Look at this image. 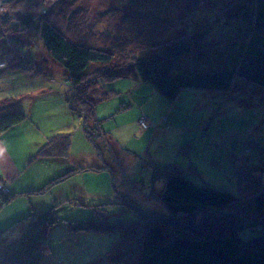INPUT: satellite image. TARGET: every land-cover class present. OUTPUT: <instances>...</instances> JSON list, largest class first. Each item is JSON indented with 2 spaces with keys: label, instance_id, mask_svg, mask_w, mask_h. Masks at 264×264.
I'll use <instances>...</instances> for the list:
<instances>
[{
  "label": "rangeland",
  "instance_id": "rangeland-1",
  "mask_svg": "<svg viewBox=\"0 0 264 264\" xmlns=\"http://www.w3.org/2000/svg\"><path fill=\"white\" fill-rule=\"evenodd\" d=\"M260 2L264 3V0H15L1 5L0 97L12 96L13 90L24 92L28 85L33 86L43 79L38 76L42 72L50 73L54 79L59 77L60 80L63 76L65 79L63 69L50 58L36 33H28L29 42L24 45L34 61L28 72H35L37 76L29 73L28 79H7L8 64L17 63L23 44L17 43L10 32L16 25L14 18L45 12L55 21L62 15H69L74 17V23L82 14L86 32L98 35L105 31L115 37L146 27L150 23L149 17L156 22L167 13L182 12L188 7L186 10L191 15L183 19V23L171 22L165 33L167 41L178 40L181 36L195 38L191 54L177 59L172 74L222 70L233 66L234 60L241 68L228 90L186 89L174 102L166 101L152 86L137 79L121 78L111 82L98 79L105 90L112 91L111 99L105 102L114 104L110 111L115 115L104 121L105 128L106 123L115 122L118 127L123 122L138 119L143 101L149 103L152 125L143 130L136 120L126 130L116 131L123 145L112 147L110 153L118 157L112 171L94 167L96 154L84 137L85 146L81 149V144L75 142L71 162L78 164L80 169L77 165L73 167V172L63 182L60 181L64 179L49 181L56 173L51 168L59 164L54 160L44 162L47 156L37 150L57 133L71 130L72 137H76L77 121L66 107L57 83L29 93L26 119L14 128L21 137L14 136L13 144L8 147L10 159L0 169V178H3L0 179V202L7 197L10 199L8 194H16L7 205L0 206V250L11 240L13 233H17L13 237L17 239L30 221L35 223L33 219H37V215L33 211L54 210V224L47 227L49 238L45 251L58 259L53 261L49 254L46 263L112 262L109 258L112 254L104 251V247L108 248L117 239L115 232L123 234V224L134 229L136 237L140 236L142 240L140 215H160L165 210L160 200L165 179L160 173L167 164L175 165L184 177L199 186L208 184L215 191L230 194L231 201L227 205L204 213L208 219L204 220L207 217L202 218L203 215L197 213L194 219L200 222L201 230L211 229L207 226L211 221L206 220L214 218L215 214L227 215L229 217L221 219L223 226L226 225L225 230L232 224L244 223L245 228H232L245 242L252 238L261 242L262 246L257 245V250L264 248V186L253 189L258 185L247 188L244 183L260 175L264 182V57L258 56L264 52V19L260 18L264 11L258 7ZM158 46L162 48L160 42ZM6 48L11 51L2 56ZM98 69L95 65L88 68V79ZM247 76L262 77L261 82H249ZM96 87L90 88V93ZM67 122L72 124L65 126ZM3 139L6 140L5 135ZM3 139H0L2 145ZM111 141V136H104L100 147H109ZM67 157L66 154L62 160ZM68 162H64L60 170L69 166ZM98 216L107 218V224H122L111 228L105 224L97 226ZM70 222L93 224L86 228L71 226ZM250 224L255 225L254 233L248 228ZM181 231L169 225L163 232L165 238H173L178 233L185 234ZM184 232L188 234V229ZM61 245L62 249H57ZM138 252L133 249V257Z\"/></svg>",
  "mask_w": 264,
  "mask_h": 264
},
{
  "label": "trees",
  "instance_id": "trees-1",
  "mask_svg": "<svg viewBox=\"0 0 264 264\" xmlns=\"http://www.w3.org/2000/svg\"><path fill=\"white\" fill-rule=\"evenodd\" d=\"M14 1L0 0V6ZM258 7L264 11V3H258ZM187 8L183 9L185 11L182 12L167 13L164 18L162 17L156 22H153L155 20L149 17L150 26L148 24L146 27L143 26L144 28H138L132 34L115 35V37L105 31L98 35L93 32H86L84 18H81L82 14L77 16L78 22L76 23H74V17L69 15H62L63 19L55 21L46 12L15 17L14 25H16L10 29V32L17 39V43L23 44L20 45V56L17 63L8 64L10 72L7 79L19 80L25 77L28 79L30 73L28 68L34 64L27 45L26 47L24 45L25 42H29L28 33H36L50 58L63 69L65 79L63 80L64 76L60 80L59 77L54 79L55 77L50 73L45 75L42 72V75L39 73L38 76L43 79L33 86L28 85L24 88V92L13 90L12 96L0 97V139H3L5 135L6 140L3 139L2 141L4 147L11 146L15 140L14 136L19 135V132L15 131L14 128L26 119L25 109L29 93L36 89L49 87L50 84L54 86V83H57L62 90L66 107L74 120L77 121L78 135L72 137L71 130L54 134L43 145L39 146L37 152L63 159L70 146H72L71 150L75 149L73 147L75 142L81 144L79 149L85 146L84 137L91 144L97 161L103 163L102 168L112 171L114 168L111 167L110 162L118 157L110 152L116 144L111 141L109 147L103 149L100 147V143L103 141L104 136L111 135V129L108 126H115V122L106 123L107 128L103 125L104 121L107 120L103 118L104 116H110L108 118L110 119L115 115L110 111V106H114V104L108 105L105 102L111 99L112 91L105 90L98 79L102 78L104 81L110 82L121 78L137 79L152 86L153 90L168 102H174L180 93L186 89L228 90L233 80L239 75L241 68L236 60L231 63L234 64L233 66L222 70L212 71L210 69L208 72L194 71L180 75L172 74L177 59L182 55L191 54L195 38L181 36L178 40L167 41L165 33L170 28L171 22L183 23L181 21L191 15L189 10H186ZM191 10L192 8H190V12ZM260 18L264 19V16ZM159 24L163 26V30ZM17 34L21 36L18 37ZM161 41L164 42L161 43ZM159 42L162 48L157 47ZM196 42H198L197 38ZM14 44H16V41ZM10 51L9 48H6L1 55L6 56ZM258 56L264 57V52H260ZM4 62L6 66V61ZM92 65L97 66L99 69L88 79L87 69ZM32 73L36 75L35 72ZM260 78L262 77L247 76V80L255 84L261 82ZM92 87L97 89L90 93L89 90ZM130 88L132 87L129 86ZM149 119L146 115L138 114L136 120L141 129L147 130L152 125ZM71 124L67 122L65 126ZM121 125L122 123L115 129ZM17 137H21V133ZM158 168H155V174ZM162 169L163 172L160 174L162 175L161 178L165 179V183L160 200L165 210L160 215L151 213L140 215L138 220L143 226L144 237L142 240L140 236L136 237L134 229L123 224V234L118 231L115 232L117 239L112 241L108 248L104 247V251L112 254V256L109 255L112 262L105 264H264V248L259 251L256 247L257 245L262 246V243L255 240L256 238L245 242L237 235L236 229L245 228L243 227L244 223L237 226L232 224L229 226L230 228L225 230L223 227L226 225L223 226L224 222L221 219L229 216L219 215V217L215 214L214 218L206 220L211 221L207 225L211 229L205 228L204 231L199 226L200 222L194 219L197 213L202 214V218L207 217L206 214L204 216L205 212L216 211V209L227 205L231 201L229 193L215 191L208 184L200 186L195 184L184 177L175 165L167 164ZM71 172L73 170L68 169V171L58 175L52 182L67 178ZM52 182L50 184H53ZM251 182L244 181L247 188L255 185L258 186L253 189L264 186L261 175ZM8 195L10 199L7 197L4 202H0V206L7 205L14 198L13 194ZM52 213H54V210H51V212L40 210L33 212L34 215H37V219H33L35 223L30 221L17 239L13 238L17 233H13L11 240L5 242L6 245L4 244L1 248L0 257L3 260L0 261V264H48L46 258L51 253L45 251L48 243L47 239L49 238L46 234L49 231L48 224H54ZM96 219L99 221L97 226L105 224L108 228H111L122 224H107V218L103 216H98ZM151 219L154 220L151 221ZM205 219H208V217ZM55 221L58 223L56 218ZM92 224V222L69 223L71 226H85L86 228H89ZM254 224L256 223L254 222ZM254 224L248 225L252 233H254ZM169 225L177 231L182 230L181 232L185 234L178 233L179 236L165 238L163 231L165 226ZM234 226H236V229L232 228ZM187 229L188 234L184 232ZM67 231L69 229H66ZM262 234L260 236H263ZM139 245L141 248H139ZM57 249H62V245ZM130 249L132 251H129ZM133 249L139 251L136 257H133ZM61 254L63 255L62 251ZM51 259L55 261L58 258L52 256ZM75 263L73 261L67 264Z\"/></svg>",
  "mask_w": 264,
  "mask_h": 264
},
{
  "label": "crops",
  "instance_id": "crops-1",
  "mask_svg": "<svg viewBox=\"0 0 264 264\" xmlns=\"http://www.w3.org/2000/svg\"><path fill=\"white\" fill-rule=\"evenodd\" d=\"M144 98V97H143ZM148 105H149V103H147L146 101H143V103L140 105V107H141V112L139 113V114H141V115H146L148 118H150V116H149V114H148ZM110 116H104L103 118H106V119H108ZM99 118H101V117H99ZM131 123H136L135 122V119H134V121H132V122H123L122 123V125L119 127V128H116L115 129V126L113 125V126H108L111 130V138H112V140L114 141V143H116V145L118 144L119 146H122L123 145V142L117 137V135H116V131L118 130V129H124V130H126L127 129V127L131 124ZM44 144V143H43ZM43 144H41V145H43ZM38 145H40V144H38ZM40 145V146H41ZM71 148H72V146H70V149L68 150V153H67V155H68V157H67V159H65V160H62L61 159V157H56V156H47L46 158H48L46 161H44V162H48V160H54L55 162H57L59 165H57V166H55V167H53V168H51V171H53V172H56L54 175H51V178H50V180L49 181H51V180H54V179H56L57 177H58V175H60V174H62V173H64V171L65 170H68V169H73V167H75L76 165V168H78V169H80L79 168V165L78 164H76V163H72L71 162ZM10 159V153H9V151H8V147L6 146V147H4V145H2L1 143H0V169L2 168V165L4 164V162L5 161H8ZM69 160V162L68 163H66V164H68L69 166H67L64 170H60V167L62 166V164H65L64 162H66V161H68ZM117 160H118V158H117ZM115 161H116V159L114 158V161L113 162H110L111 163V167L113 166V168H114V165H115ZM102 165H103V163H101V162H99V161H97L96 162V164H95V166L94 167H102ZM93 167V168H94ZM94 169H96V168H94ZM97 171H99L98 169H96ZM102 170H105V169H102ZM72 173V172H71ZM0 179H3V178H0ZM66 179H64V180H62V181H60V182H63V181H65ZM13 195V197L16 195V194H14V193H12ZM33 212H35V211H33ZM20 218H22V217H20Z\"/></svg>",
  "mask_w": 264,
  "mask_h": 264
},
{
  "label": "bare ground",
  "instance_id": "bare-ground-1",
  "mask_svg": "<svg viewBox=\"0 0 264 264\" xmlns=\"http://www.w3.org/2000/svg\"><path fill=\"white\" fill-rule=\"evenodd\" d=\"M262 150H264V148H263V147H262ZM104 234H108V233H105V232H104Z\"/></svg>",
  "mask_w": 264,
  "mask_h": 264
}]
</instances>
